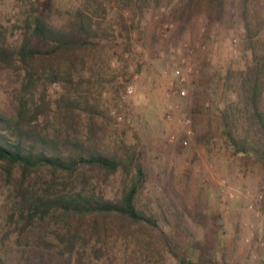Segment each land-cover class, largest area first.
<instances>
[{"label": "rangeland", "instance_id": "374dc122", "mask_svg": "<svg viewBox=\"0 0 264 264\" xmlns=\"http://www.w3.org/2000/svg\"><path fill=\"white\" fill-rule=\"evenodd\" d=\"M105 1L108 13L102 20L108 36L87 56L89 82L82 89L95 113L92 117L82 103L81 130L94 128L109 152L139 155L146 171L140 204L158 213L160 226L195 264H264V164L235 151L222 120L227 103L240 98L241 69L264 55V29L253 44L238 24L239 15L230 11L215 21L199 9L185 21L172 0H134L130 8ZM176 1L182 7L183 1ZM82 3L0 0V31L16 43L19 26L35 6L51 8L53 19L61 22L65 10ZM22 79L21 68L0 63V112L16 113ZM187 119L193 130L189 136ZM182 138H188L187 145ZM130 175L118 172L107 178V196L119 194ZM9 186L0 164V245L7 249L8 264H14L16 232L5 237L16 225L10 221ZM141 230L136 225L111 234L103 260L181 264L163 244L156 242L151 249Z\"/></svg>", "mask_w": 264, "mask_h": 264}, {"label": "trees", "instance_id": "16d2710c", "mask_svg": "<svg viewBox=\"0 0 264 264\" xmlns=\"http://www.w3.org/2000/svg\"><path fill=\"white\" fill-rule=\"evenodd\" d=\"M118 1L125 8L134 3ZM172 1L181 18L199 9L208 12L207 20L220 21L229 11L239 15L238 24L253 44L264 29V0H180L182 7ZM108 5L105 0H84L77 9L65 10L61 22L53 19L51 8L35 6L19 26L16 43L0 31V63L23 70L16 113L0 112V164L10 185V221L16 223L5 237L16 232L14 264H92L94 258L107 264L103 257L110 235L136 225L150 238L151 249L159 242L181 264H195L160 226L158 213L140 204L146 171L139 155L109 152L94 128L81 130L82 103L92 117L95 113L82 89L89 82L87 56L108 36L102 20ZM254 58L241 69L240 98L227 103L222 120L235 151L264 164V55ZM118 172L132 173L130 183L107 196L106 179ZM0 246V264H8L7 249Z\"/></svg>", "mask_w": 264, "mask_h": 264}, {"label": "built area", "instance_id": "2783aa9c", "mask_svg": "<svg viewBox=\"0 0 264 264\" xmlns=\"http://www.w3.org/2000/svg\"><path fill=\"white\" fill-rule=\"evenodd\" d=\"M129 90L131 91L132 90V87H129ZM168 117L170 118L171 116L168 115ZM187 123H188V129H187L186 132H187V134L189 136V135L192 134L193 130L191 128V125L189 126V123H190V120L189 119H187ZM170 138H171L172 141L175 140V135H172ZM181 143L184 144V145H187L188 144V138H183L182 141H181Z\"/></svg>", "mask_w": 264, "mask_h": 264}]
</instances>
